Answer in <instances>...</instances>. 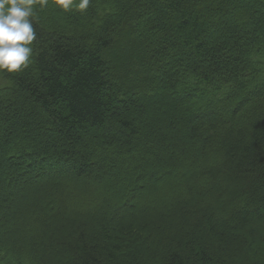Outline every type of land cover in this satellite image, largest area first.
Returning <instances> with one entry per match:
<instances>
[{
    "label": "trees",
    "instance_id": "obj_1",
    "mask_svg": "<svg viewBox=\"0 0 264 264\" xmlns=\"http://www.w3.org/2000/svg\"><path fill=\"white\" fill-rule=\"evenodd\" d=\"M263 8L0 0V264H264ZM125 23L132 83L106 58ZM96 184L120 212L80 193Z\"/></svg>",
    "mask_w": 264,
    "mask_h": 264
},
{
    "label": "rangeland",
    "instance_id": "obj_2",
    "mask_svg": "<svg viewBox=\"0 0 264 264\" xmlns=\"http://www.w3.org/2000/svg\"><path fill=\"white\" fill-rule=\"evenodd\" d=\"M228 22H230V19H228ZM136 33H137V30L134 27H132V24L125 23L122 25V27H118L112 33V37H113L114 42H115L114 46L106 52V58L108 61L107 64H108L110 71L116 77H119V80H120V78H126L127 81H129L130 83H132V81H134L137 78V76L134 78H133V76H135L138 73V66H139L138 65L139 61H135L136 58H134V59L132 58L133 56H136L134 54H138V55L140 54L139 52H136V50H135L136 47H139V44L141 42V39L138 38ZM166 67L162 68L161 72H164L166 70ZM158 74H159V72L155 73V75H158ZM157 82L161 83V81L159 79H157L154 81V84H156ZM136 83L138 84L139 82H136ZM116 84L118 85V81ZM144 92H145V94H148L147 91H144ZM159 92L160 91L156 90L154 92V95L157 96ZM122 163H124L125 166L121 163H118L117 161L113 162V163H112V161L108 162L104 166V172H105V180L104 181H105V184L106 183L109 184L111 189H115V190L119 189L120 188L119 185L122 187L125 185V183L127 181L125 175L129 176L128 175L130 172L129 163L126 161H124ZM150 164L153 166L152 162H150ZM162 170L164 171L163 173L168 172V170L166 168H164ZM139 174L144 176L146 174V172L144 170H141V172ZM116 180H118L119 185L117 182H115ZM41 181L44 184H46L48 182V179H42ZM65 183H66V180L65 181L61 180L60 182L55 180V188L54 189L61 187ZM34 185H36V184H34ZM148 185H149V182H146L144 186L146 187ZM77 190L79 191L80 189H77ZM92 191H99L100 196L102 197L103 201L110 208V210L108 211V214H111L110 212H120L121 211L120 206L124 202H121V203L115 202L114 203L110 198L107 197L108 195L105 194L104 191L101 192L102 189L100 188V184H96L93 187L88 186L86 190L81 191L80 193L81 194L82 193L87 194V193H90ZM52 192H53V190L46 187L44 189V191L42 192V196H41V199L39 201L40 204L43 202H47V200L50 199ZM155 200L159 202L158 199H155ZM147 203L148 202H146V201H142V203H140V204L146 205ZM31 221H32V217L29 214H26L24 226H27V229L23 226L22 223H20L19 221L18 222L15 221V225L13 227L15 229L14 236H16V238H18V237L20 238L22 236H27L28 234H30L32 232V230L30 228L32 226ZM32 235H33V232H32ZM12 253H13V256H15V253L14 252H12Z\"/></svg>",
    "mask_w": 264,
    "mask_h": 264
}]
</instances>
